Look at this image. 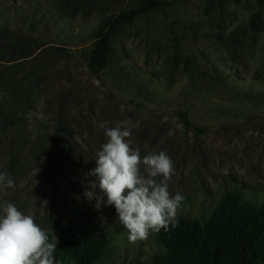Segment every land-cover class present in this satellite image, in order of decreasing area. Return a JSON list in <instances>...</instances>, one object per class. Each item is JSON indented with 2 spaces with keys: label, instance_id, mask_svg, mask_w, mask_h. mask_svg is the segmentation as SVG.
Returning a JSON list of instances; mask_svg holds the SVG:
<instances>
[{
  "label": "rangeland",
  "instance_id": "1",
  "mask_svg": "<svg viewBox=\"0 0 264 264\" xmlns=\"http://www.w3.org/2000/svg\"><path fill=\"white\" fill-rule=\"evenodd\" d=\"M160 1L95 71L142 0H0V264L79 226L109 239L97 264H167L155 222L264 202V0Z\"/></svg>",
  "mask_w": 264,
  "mask_h": 264
},
{
  "label": "trees",
  "instance_id": "2",
  "mask_svg": "<svg viewBox=\"0 0 264 264\" xmlns=\"http://www.w3.org/2000/svg\"><path fill=\"white\" fill-rule=\"evenodd\" d=\"M160 0L122 11L100 27L89 66L103 69L108 63L116 32L136 18L163 9ZM175 37L176 21L172 20ZM0 116H4L0 106ZM159 242L167 249V264H264V202L245 204L238 193L224 199L205 220L180 215L173 221L155 222ZM36 253L41 264H97L109 250L106 234L85 226L67 228L57 240L41 229L36 234Z\"/></svg>",
  "mask_w": 264,
  "mask_h": 264
}]
</instances>
